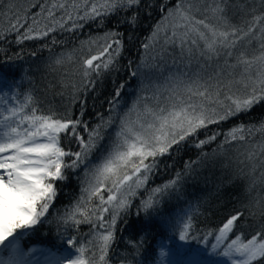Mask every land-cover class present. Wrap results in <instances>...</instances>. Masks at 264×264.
<instances>
[{"label": "snow or ice", "instance_id": "snow-or-ice-1", "mask_svg": "<svg viewBox=\"0 0 264 264\" xmlns=\"http://www.w3.org/2000/svg\"><path fill=\"white\" fill-rule=\"evenodd\" d=\"M139 4L140 0H54L51 7L47 10L41 7V12L36 14L41 16L47 11L44 18L49 23L38 30L35 25L39 21L34 17L22 38L47 36L56 27H65L66 21L73 20V12L80 20L96 19ZM231 7L229 0H212L211 4L203 5L196 0H177L172 8L166 9L163 22L155 26L148 42L143 44L145 52L163 38L166 43L178 42L190 56L198 51L209 60L222 59L223 64L219 65L220 71L215 78L194 80L182 92L173 91L163 100L156 94L138 96L118 122L111 115L107 119L100 116V122L89 129L87 123L67 114L40 109L31 93L23 100L15 94L10 99L0 96V264H27L26 257L34 249L22 247L23 237L48 219L58 196L57 182L66 181L68 173L81 165L85 166L81 195L69 210L57 217V221L66 228L77 230L81 224H90L93 239L88 242V248H76L77 237L68 236L63 241L67 245L66 254L55 257L49 264H109L108 254L115 238L117 220L121 213H127L138 189L147 184L158 158L195 136L198 130L264 103V0H252L251 5L245 0L235 6L248 17L239 26L228 20ZM56 8L65 15L56 19ZM81 10L83 15H80ZM134 21L135 16L129 18V22ZM78 26L72 25L73 28ZM21 27L17 13L15 22L10 20L6 31H15L19 35ZM116 35L106 33L104 37L90 41L97 46L96 54H91L90 49L89 55L80 58L81 87L94 85L90 79L93 74L100 76L115 67L122 48L121 40L114 38ZM66 62H75L74 52L61 53L53 60L54 65ZM143 67L152 65L144 64ZM138 75H141L140 66L130 72L131 77ZM72 87L77 88L75 84ZM123 88L124 84H120L115 89L113 108ZM113 126L116 127L113 137L102 147L105 130ZM81 127L87 136L79 130ZM256 133L264 134V122L259 126L241 123L225 134V143L244 141ZM216 136L214 133L199 140L196 147L202 148L215 141ZM62 137L74 140L78 150L62 146ZM260 148L264 153V144ZM98 149L97 161L89 166L90 157ZM207 155L202 152L198 160L185 164L183 173L176 172L171 179L150 189L147 199L141 202V210L149 213L161 205L163 198L178 190L187 173ZM66 157L70 159L66 160ZM254 157V152L249 153V160ZM259 167L264 169V160ZM256 169L257 164L253 163L248 191L257 183L264 185V171L256 177ZM261 214L264 215V207ZM249 215L255 213L250 209ZM185 216L178 224L164 222L178 231L180 241L188 240L194 227L193 217ZM243 216V211H236L215 234L209 231L203 237L205 243L209 236L214 238L215 242L210 245L214 252L223 246V255L229 257L232 264H253L264 258V231H257L247 239L240 233L229 241V234L235 231ZM129 244L133 246V252L139 254L143 240H130ZM160 255H166L163 248ZM120 264L142 262L132 255L131 260L124 258Z\"/></svg>", "mask_w": 264, "mask_h": 264}, {"label": "trees", "instance_id": "trees-1", "mask_svg": "<svg viewBox=\"0 0 264 264\" xmlns=\"http://www.w3.org/2000/svg\"><path fill=\"white\" fill-rule=\"evenodd\" d=\"M52 1L0 0V32L3 33L0 35V96L10 99L15 94L23 100L25 95L31 93L40 109L45 112L52 110L58 115L67 114L87 123L91 129L100 122V116L107 119L111 115L118 122V118L131 108L138 96L156 94L163 100L173 91L182 92L194 80L215 78V74L220 71L219 65L223 64L222 59L209 60L200 56L198 51L190 56L186 50L181 49L178 42L166 43L163 38L154 48L145 52L143 44L148 42L155 26L163 22L166 9L172 8L177 0H140L138 6L96 19L80 20L72 14L73 20L66 21L65 27H56L47 36L23 39L34 17L39 21L35 25L38 30L49 23L43 15L36 14L40 13L41 7L46 10L51 7ZM46 2L48 5L44 6ZM244 2L229 0L233 6L228 12L231 24L239 26L248 19L235 7ZM247 2L251 5L252 0ZM196 3L211 4L212 0H196ZM17 13L23 25L19 35L15 31H6L10 20L15 22ZM58 16L57 13L56 18ZM133 16L135 21L129 22ZM73 23L79 26L73 28ZM106 33L117 34L114 38L122 42L117 63L113 69L100 76L93 74L90 79L94 85L81 87L78 72L80 58L89 55L90 49L91 54H96L97 46L90 44V41L104 37ZM163 35L161 32V37ZM69 52L75 54L74 63L53 64L57 55ZM144 64L152 67H143ZM138 66L141 75L131 77L130 72ZM73 84L77 88L74 89ZM120 84H124V88L113 108L115 89ZM143 86L147 87L142 90ZM262 122L264 103L251 111L198 130L195 136L159 157L147 184L138 189L137 195L131 198L132 204L127 213H121L117 220L115 238L108 254L109 264H120L124 258L131 260L132 255L142 264H232L230 258L223 255V246L214 252L210 246L215 242L214 238L209 236L208 243H205L203 237L209 231L215 234L218 227L238 210L243 211L244 216L235 231L229 234V241L240 233L247 239L257 231H264V215L261 214V208L264 207V200L261 199L264 197V185L257 183L248 191L253 163L257 164L256 177L264 171L259 167L264 160L260 148L264 144V134L256 133L244 141L225 143V134L231 128L241 123L259 126ZM115 128L113 126L105 130L102 147L107 146ZM79 130L87 136L82 127ZM214 133L217 134L215 141L202 148L196 147L199 140L207 139ZM61 144L66 149L78 150L72 139L62 137ZM202 152L207 153V157L187 173L181 187L167 194L161 205L144 213L140 206L147 199L149 190L171 179L176 172L183 173L185 164L198 160ZM252 152L255 153L254 160H249L248 155ZM99 155L98 149L90 157L89 166L97 161ZM84 172L85 166L81 165L68 173L66 181L57 182L58 196L48 219L23 237L22 247L27 250L41 245L49 248L55 258L66 254L67 245L63 241L70 235L77 237L76 248L89 247L88 242L93 239L90 224H81L77 230L66 228L57 221V217L69 210L81 195ZM104 194L106 197L107 193ZM257 201H260L259 206ZM250 209L255 215H249ZM185 214L193 217L194 227L189 239L180 241L178 231L166 226L164 222L178 224L182 217L186 218ZM130 240H143L139 254L133 252ZM162 248L166 253L164 256L160 255ZM253 264H264V258Z\"/></svg>", "mask_w": 264, "mask_h": 264}, {"label": "rangeland", "instance_id": "rangeland-1", "mask_svg": "<svg viewBox=\"0 0 264 264\" xmlns=\"http://www.w3.org/2000/svg\"><path fill=\"white\" fill-rule=\"evenodd\" d=\"M52 2H54V0ZM55 2H65V0H55ZM47 5L48 3L46 2L44 6H47ZM57 13L59 14V16L56 19H59L61 16L65 15V13L59 8L55 9V14ZM72 14L76 15L75 12H73ZM80 14H83L82 10ZM46 15L47 13H43L44 17H46ZM115 131H116V128H115ZM30 249H34V251L30 252V255H29L30 257L26 260L27 264H49V261L54 260V257L52 256L51 251L47 248L35 246V247H31Z\"/></svg>", "mask_w": 264, "mask_h": 264}]
</instances>
